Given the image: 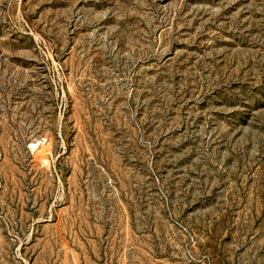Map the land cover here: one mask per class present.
Listing matches in <instances>:
<instances>
[{
    "label": "rangeland",
    "instance_id": "rangeland-1",
    "mask_svg": "<svg viewBox=\"0 0 264 264\" xmlns=\"http://www.w3.org/2000/svg\"><path fill=\"white\" fill-rule=\"evenodd\" d=\"M0 264H264V0H0Z\"/></svg>",
    "mask_w": 264,
    "mask_h": 264
}]
</instances>
